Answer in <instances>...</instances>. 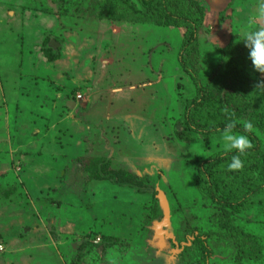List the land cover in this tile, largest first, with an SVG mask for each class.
<instances>
[{
  "label": "rangeland",
  "instance_id": "1",
  "mask_svg": "<svg viewBox=\"0 0 264 264\" xmlns=\"http://www.w3.org/2000/svg\"><path fill=\"white\" fill-rule=\"evenodd\" d=\"M106 1L0 0V264H264V193L241 209L215 205L195 173L223 151L222 135L174 137L196 96L180 65L183 28L141 23L119 2L124 19L106 20ZM193 1L195 73L210 104L225 98L227 122L253 125V180L264 182V130L242 101L260 93L264 109L245 42L264 30V0ZM229 45L235 68L223 62ZM91 159L141 185L91 181Z\"/></svg>",
  "mask_w": 264,
  "mask_h": 264
},
{
  "label": "trees",
  "instance_id": "2",
  "mask_svg": "<svg viewBox=\"0 0 264 264\" xmlns=\"http://www.w3.org/2000/svg\"><path fill=\"white\" fill-rule=\"evenodd\" d=\"M138 1L143 7H138L131 0H108L106 1L102 18L115 22L124 19L117 8L119 2L122 6H127L140 19L141 23L167 20V26L177 29L183 28L180 65L184 73L192 81L196 89V96L186 103L183 114L185 129L175 132L174 137L177 142L179 144L192 142V135L194 134L205 137L221 134V130L227 123L226 116H224L225 112L232 110L225 105V98H222L219 94L216 96L215 101L210 104L209 100L206 99L207 94L205 92L208 84L206 83L207 85L203 86L195 73L196 63L199 58L198 52H196L195 36L199 25H201V19L198 17V15H202L200 7L193 0ZM236 48L235 45H229L223 51V62L230 61L233 67L237 65V61L238 64L241 62L239 48ZM48 51L47 57L51 61L55 60L52 54L54 49L48 47ZM220 71L222 72L221 67ZM220 71L218 70V73ZM250 85L256 90V86L253 83ZM242 101L246 106L257 108L254 122L264 130L260 120L264 114V109L261 108L262 99L260 93H255L250 100L243 98ZM234 132L246 135L252 144V148L248 149L246 154L241 157L244 162L243 168L239 171H228L227 165L236 153L225 154L224 150L217 152L198 163L195 173V185L199 194L209 198L211 202L220 208L241 209L243 207L242 203H249L257 194L264 193V182L254 181L252 174L259 164L260 146L258 139L251 132L245 131L244 128L238 125ZM107 169L108 161L106 162V160L94 161L91 159L83 167L91 181H108L116 186L131 189H136L139 187L138 185H141L140 182L138 183L137 176L130 174L128 171L110 172Z\"/></svg>",
  "mask_w": 264,
  "mask_h": 264
},
{
  "label": "clouds",
  "instance_id": "3",
  "mask_svg": "<svg viewBox=\"0 0 264 264\" xmlns=\"http://www.w3.org/2000/svg\"><path fill=\"white\" fill-rule=\"evenodd\" d=\"M245 42L250 50L249 58L254 69L260 73H264V30L250 33ZM113 91L118 92L119 89H113ZM236 127V121L230 120L225 124L223 130H221L224 153H236L227 165V170L230 172L239 171L243 168L244 162L241 157L246 154L248 149L252 148V144L246 135L234 132ZM243 127L245 131H251L253 125L251 122H245Z\"/></svg>",
  "mask_w": 264,
  "mask_h": 264
},
{
  "label": "crops",
  "instance_id": "4",
  "mask_svg": "<svg viewBox=\"0 0 264 264\" xmlns=\"http://www.w3.org/2000/svg\"><path fill=\"white\" fill-rule=\"evenodd\" d=\"M52 42H55L54 44H52ZM52 44V45H51ZM48 46H49V48H51V47H54V50H55V48H56V46H58V44H57V42L55 41V40H50L49 41V43H48ZM147 77V76H146ZM100 94H98V96H99ZM96 103H97V98H96ZM95 103V104H96ZM99 104V103H98ZM75 108V107H74ZM106 112V108L104 109V113ZM103 115V114H102ZM36 134V132H34V135ZM27 152V151H26ZM28 153V152H27ZM59 176V178H60V175H58Z\"/></svg>",
  "mask_w": 264,
  "mask_h": 264
},
{
  "label": "flooded vegetation",
  "instance_id": "5",
  "mask_svg": "<svg viewBox=\"0 0 264 264\" xmlns=\"http://www.w3.org/2000/svg\"><path fill=\"white\" fill-rule=\"evenodd\" d=\"M55 42H52V44H54ZM51 44V45H52ZM49 47V46H48ZM51 48H54V47H51ZM66 105H67V107L69 108V107H71V106H74V107H76L77 105H78V103H76V102H74L73 100H71V101H69V100H67L66 101ZM92 135V134H91ZM91 137V136H90Z\"/></svg>",
  "mask_w": 264,
  "mask_h": 264
},
{
  "label": "water",
  "instance_id": "6",
  "mask_svg": "<svg viewBox=\"0 0 264 264\" xmlns=\"http://www.w3.org/2000/svg\"><path fill=\"white\" fill-rule=\"evenodd\" d=\"M54 49V48H53ZM95 103H96V97L95 98H93V106L95 105ZM74 108V106H71V107H69V109H73Z\"/></svg>",
  "mask_w": 264,
  "mask_h": 264
},
{
  "label": "built area",
  "instance_id": "7",
  "mask_svg": "<svg viewBox=\"0 0 264 264\" xmlns=\"http://www.w3.org/2000/svg\"><path fill=\"white\" fill-rule=\"evenodd\" d=\"M77 99H79L80 100V96H77ZM0 250H2V247L0 246Z\"/></svg>",
  "mask_w": 264,
  "mask_h": 264
}]
</instances>
